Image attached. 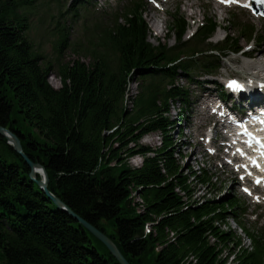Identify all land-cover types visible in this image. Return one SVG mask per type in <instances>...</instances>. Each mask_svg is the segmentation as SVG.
Wrapping results in <instances>:
<instances>
[{"label":"trees","instance_id":"trees-1","mask_svg":"<svg viewBox=\"0 0 264 264\" xmlns=\"http://www.w3.org/2000/svg\"><path fill=\"white\" fill-rule=\"evenodd\" d=\"M35 2L0 0V127L14 133L29 159L44 167L49 191L111 239L129 264H181L190 261L187 256L194 264H227L230 257L232 264H264L261 236L245 229L252 244L248 249L220 227L228 209L237 215V202L196 201L191 184L203 185L209 178L203 172L184 174L175 152L177 123L167 116L169 102H186L187 96L178 87L167 90L165 82L173 85L178 71L187 75L198 61L190 58L199 50V45L180 43L184 21L179 11L169 22L177 38L174 47L149 43L143 2L133 0L83 54L73 49L76 55L86 54L88 62L61 63L58 57L46 60L28 36ZM57 28L53 46L60 56L68 35L59 22ZM212 30L210 22L196 44ZM50 73L60 79L57 90L48 82ZM132 76L140 83L128 108ZM150 133L160 134L161 147L139 143ZM135 155L144 157L142 166L128 167ZM29 174L0 135L1 264H119L57 209ZM177 188L193 205L185 211ZM133 192L141 202L130 199ZM139 207L143 211L137 214ZM146 223L152 224L149 234ZM208 235L215 238L213 245Z\"/></svg>","mask_w":264,"mask_h":264},{"label":"rangeland","instance_id":"rangeland-1","mask_svg":"<svg viewBox=\"0 0 264 264\" xmlns=\"http://www.w3.org/2000/svg\"><path fill=\"white\" fill-rule=\"evenodd\" d=\"M64 2L63 0H36L35 5L39 6V8L36 11L32 12V16L37 15L36 17H39L42 15L43 20L37 22L33 19L34 21H32L31 30L28 33V36L34 43L35 47L40 52H42L44 57H46V60L55 61L58 53L54 50L53 44L55 43V34L58 30L56 22L59 21L60 26L65 27L67 31L65 33H67L68 35L67 46H69L68 48L64 49L62 51V54L59 56L61 63H65L69 60L72 61L78 58H81L82 61L88 62L89 59L87 58L86 54H84L85 58L80 54L76 55L73 53V49H77L79 52H81V54H83L85 49H87V47L89 48V39L93 41V39L95 40V38H97V29L91 25L83 26L84 23H82V21L77 23L76 25L71 24L69 17H64L60 14L64 13ZM205 2V0H188L181 1L180 3H171L166 7L165 14L158 13L154 15L151 13L152 10L150 6H148L144 13V19L149 24L152 37L155 38L151 39V42L154 45H157V42L165 43L170 47L175 44V41L172 37L169 39H167L166 37V25L168 23L167 13H172L175 10L176 4H179V11L187 19H201V17H212L215 18L216 21H218L226 19L227 17L225 15L229 16L228 12L216 10V8L212 4L206 6ZM96 5L97 9H101L102 11H112L115 8V1L108 0L105 2L104 0H97ZM66 10L67 9H65V11ZM152 24L155 27H151ZM231 31L234 30L231 29ZM156 34H158L159 37H155L154 35ZM219 37L220 36L216 37L214 40L218 39ZM244 45L245 42L243 41L242 46ZM236 59L239 60V57L234 55L228 57L224 62H222V64H224V70L228 64L232 63ZM242 70L243 62H238L237 66H233L232 68H229V70H227V74H225V76L231 75V71L242 72ZM48 82L52 88H60L59 78L56 74L50 73L48 76ZM139 83L140 80L136 78L133 82H131V93H135L136 85ZM177 84L188 86L189 89L193 90V84L195 83H188L184 78H178ZM200 88H202V86H200ZM170 111L171 119H176L178 117V115L176 114L179 112V104H174L170 108ZM187 115L189 116V119L186 124L191 129V127L196 126L199 121V118L197 117V107H193V109L189 111ZM187 115L184 114V116ZM184 124V122L181 123V126H183ZM176 133L177 130L172 133L173 140L175 142L174 149L177 157H180L181 159L180 164L183 168L184 174H188L190 170L197 173L200 169H204L210 179L209 182L205 183L204 185H200L196 182H193L191 184V188L195 193L194 198L196 199L198 196L205 195L204 197L209 200L222 202H226L228 197L237 199L243 209H248L246 218H244V221H241L248 230L251 229V220L249 218V214L251 213V206L249 205V202L241 198L240 194L236 191V188L233 187L231 180H227L226 174H223L222 172L214 168L212 162H206V160L202 162L200 156L196 155V152L200 151H198V149L196 148V142L191 138V131H185L184 135L179 137H177ZM158 136V133L149 134L140 141V144L148 146L150 148H157L159 146ZM189 145L192 146L188 147ZM192 152H195V155H191ZM133 163L134 164L129 165L134 167L135 164H138V161L135 160ZM228 224L229 225H227V228L229 227L230 230L235 233L236 237H239L241 239L242 246H249L248 239L241 230L234 228V225H232L231 223L230 217L228 218ZM223 255L225 256V253H223ZM227 264L232 263L229 260Z\"/></svg>","mask_w":264,"mask_h":264},{"label":"water","instance_id":"water-1","mask_svg":"<svg viewBox=\"0 0 264 264\" xmlns=\"http://www.w3.org/2000/svg\"><path fill=\"white\" fill-rule=\"evenodd\" d=\"M0 134L7 138L8 143L13 147L15 152L22 157L24 162L30 168L31 180L37 183V185L43 191L45 196L50 201H52L58 209H61L62 211L66 212L69 216H71V218L74 221H76L80 226H82L85 230L91 233L98 241H100L108 249V251L117 260L119 264H129L127 260L122 256V254L119 252V250L114 245V243L108 237H106L103 233H101L99 230H97L87 221L79 217L77 214L72 212L58 198H56L50 193V191L47 189L48 178L45 170L40 165L34 164L32 161H30V159L23 153L20 140L18 139V137L2 127H0ZM38 171H41L43 173L44 175L43 181H36L35 173Z\"/></svg>","mask_w":264,"mask_h":264},{"label":"bare ground","instance_id":"bare-ground-1","mask_svg":"<svg viewBox=\"0 0 264 264\" xmlns=\"http://www.w3.org/2000/svg\"><path fill=\"white\" fill-rule=\"evenodd\" d=\"M192 155H195V152H193L192 153ZM194 193V192H193ZM195 194V193H194ZM200 198V196H198L196 199H199ZM183 209V211H185V210H187V209H184V208H182ZM226 229V228H225ZM87 231V230H86ZM88 232V231H87ZM89 233V232H88ZM91 234V233H90ZM92 235V234H91ZM93 236V235H92ZM94 237V236H93ZM95 238V237H94ZM96 239V238H95ZM97 240V239H96ZM116 246V245H115ZM187 258L190 260L189 262H190V264L192 263V264H194V261H193V258H191L190 256H187ZM231 258V257H230ZM188 262V263H189Z\"/></svg>","mask_w":264,"mask_h":264},{"label":"snow or ice","instance_id":"snow-or-ice-1","mask_svg":"<svg viewBox=\"0 0 264 264\" xmlns=\"http://www.w3.org/2000/svg\"><path fill=\"white\" fill-rule=\"evenodd\" d=\"M221 2L231 3L233 0H221Z\"/></svg>","mask_w":264,"mask_h":264}]
</instances>
